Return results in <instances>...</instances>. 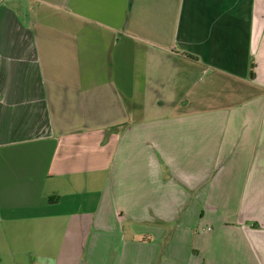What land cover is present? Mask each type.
I'll return each mask as SVG.
<instances>
[{
    "label": "crops",
    "instance_id": "0c3cea01",
    "mask_svg": "<svg viewBox=\"0 0 264 264\" xmlns=\"http://www.w3.org/2000/svg\"><path fill=\"white\" fill-rule=\"evenodd\" d=\"M161 255L264 264V0H0V264Z\"/></svg>",
    "mask_w": 264,
    "mask_h": 264
},
{
    "label": "rangeland",
    "instance_id": "374dc122",
    "mask_svg": "<svg viewBox=\"0 0 264 264\" xmlns=\"http://www.w3.org/2000/svg\"><path fill=\"white\" fill-rule=\"evenodd\" d=\"M163 263V256L161 255L159 257V261L156 263V261L154 262V264H162Z\"/></svg>",
    "mask_w": 264,
    "mask_h": 264
},
{
    "label": "trees",
    "instance_id": "16d2710c",
    "mask_svg": "<svg viewBox=\"0 0 264 264\" xmlns=\"http://www.w3.org/2000/svg\"><path fill=\"white\" fill-rule=\"evenodd\" d=\"M192 57V56H191Z\"/></svg>",
    "mask_w": 264,
    "mask_h": 264
}]
</instances>
